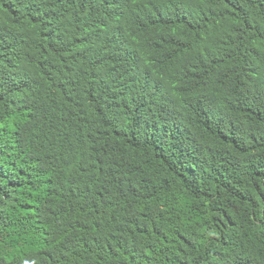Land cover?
<instances>
[{
    "label": "trees",
    "instance_id": "obj_1",
    "mask_svg": "<svg viewBox=\"0 0 264 264\" xmlns=\"http://www.w3.org/2000/svg\"><path fill=\"white\" fill-rule=\"evenodd\" d=\"M0 264H264V0H0Z\"/></svg>",
    "mask_w": 264,
    "mask_h": 264
}]
</instances>
